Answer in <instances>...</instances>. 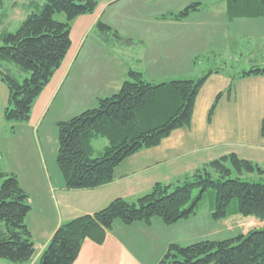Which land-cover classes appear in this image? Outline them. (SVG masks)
I'll return each instance as SVG.
<instances>
[{"label": "trees", "instance_id": "16d2710c", "mask_svg": "<svg viewBox=\"0 0 264 264\" xmlns=\"http://www.w3.org/2000/svg\"><path fill=\"white\" fill-rule=\"evenodd\" d=\"M225 4L229 20L264 18V0H225ZM97 5L98 0H42V4L33 5L34 9L15 32L0 33V81L9 92L3 111L6 122L29 120L34 101L71 46L69 22L93 13ZM201 9V3H191L162 18L179 22ZM58 13L65 15L64 23L54 18ZM97 26L103 33L113 32L101 21ZM261 52L264 56V46ZM12 65L24 74L21 81L13 73ZM209 75L208 72L198 78L153 83L140 71L129 69L128 78L117 93L99 99L92 109L57 122L56 164L64 187L78 190L104 186L112 181L113 170L123 160L158 146L172 131L189 127L197 93ZM250 76L264 77V60L232 75L228 91L237 79ZM219 98L220 94L210 109L209 120ZM261 136L264 137V117ZM98 138H104L107 145L95 155L93 141ZM244 174L257 179L246 180ZM206 195L213 220L240 215L263 221L264 168L229 153L197 169L175 186L156 183L135 201L115 198L93 214L60 225L39 256L38 264H73L82 244L87 240L101 245L115 221L126 226H150L158 219L171 226L187 220L197 214ZM30 211L29 196L17 175L0 167V260L25 264L35 255L25 222ZM157 264H264V228L223 240L202 239L185 246L171 243Z\"/></svg>", "mask_w": 264, "mask_h": 264}, {"label": "rangeland", "instance_id": "374dc122", "mask_svg": "<svg viewBox=\"0 0 264 264\" xmlns=\"http://www.w3.org/2000/svg\"><path fill=\"white\" fill-rule=\"evenodd\" d=\"M198 2H201L202 9L190 14L180 23L174 25L163 22L165 19L162 16ZM224 2L225 0H98L93 13L69 22L71 46L59 69L34 101L29 120L16 124L4 119L0 121V167L4 172L13 173L6 171L9 169L18 174L21 186L29 194L33 206H36L34 191L42 188V178L50 177L53 181L62 179L56 164L57 122L69 120L92 109L99 99L117 93L120 88L117 91L109 90L114 87L118 78L124 74L128 78V71L132 67L143 71L144 65L141 66L136 61L144 50L146 64L150 63L151 56L157 58V69L160 71L186 70L188 74L193 69L190 75L193 78L201 77L214 69L233 73L246 71L251 67L249 60L255 59L254 62L261 64L264 56L262 49L257 51V46H264L261 42L264 40V18L237 20L236 24L229 25L231 30L225 42L220 43V48H213V43L218 34L222 33L224 21L226 22L223 21L225 16L221 19L219 15ZM35 3L42 4V0H0V33L15 32L34 9ZM54 18L59 22L66 21L63 13L55 14ZM99 20L111 27L113 32L103 33L97 26ZM165 32L173 33L167 45L162 43V33ZM177 51L180 53L176 54ZM158 52L163 54L156 55ZM12 69L21 81L24 74L19 73L14 65ZM106 145L104 138L94 140L95 155ZM249 160L258 162L253 157ZM259 166L264 168V165ZM242 177L246 180L257 179V176L251 177L249 174ZM176 184L177 182H173L174 186ZM196 195L197 191H194L193 197ZM208 198L206 195L197 214L188 221L182 220L169 228L161 224L165 240L167 238L166 241L172 240L185 246L197 238L220 240L264 228V220L254 217L236 215L213 220L209 216ZM35 213L33 210L29 214L30 219L36 217Z\"/></svg>", "mask_w": 264, "mask_h": 264}, {"label": "crops", "instance_id": "0c3cea01", "mask_svg": "<svg viewBox=\"0 0 264 264\" xmlns=\"http://www.w3.org/2000/svg\"><path fill=\"white\" fill-rule=\"evenodd\" d=\"M219 15L221 19L224 15L223 21L226 22L224 21L222 33L218 34L213 43V48L216 46V49L220 48V43L225 42L231 30L229 25L236 24L237 20L247 19H227L225 2ZM163 22L174 25L180 23L169 19ZM171 34L173 33H162L164 45H167ZM261 42L264 43V40ZM260 49L262 47L258 44L257 51ZM158 54L163 52L156 55ZM145 59L144 50L136 61L137 64L144 65L143 71H138L146 80L153 83L157 80L163 82L168 79L193 78L190 76L193 69L188 74L186 70L160 71L157 69L159 68L157 58L150 56L149 64H146ZM249 61L250 65L256 63L255 59ZM209 73V77L197 93L190 126L172 131L158 146L142 150L123 160L113 170L110 183L93 189L68 190L60 178L54 181L50 177L42 178V188H36L34 191L36 206H33L29 197L30 213L34 210L36 217L30 219L29 213L25 222L31 233L35 255L25 264H38L39 256L60 225L78 216L93 214L115 198L133 201L150 192L156 183L168 185L181 181L217 157L229 153H235L245 160L253 157L258 161L255 162L257 165H264V137L261 136V122L264 117V77L239 78L229 92L231 76L241 72L214 69ZM126 79V74L118 78L109 91H117L121 82ZM219 94L220 98L209 120L210 109ZM8 98V89L0 81V121L3 120ZM249 161L254 163L252 160ZM6 171L16 173L14 170ZM19 183L21 185L20 180ZM180 222L165 226L160 220L154 219L150 226L141 223L126 226L120 221H115L101 245L87 240L82 244L73 264H157L168 245L175 243L172 240L166 241L167 238L165 240L162 225L169 228ZM223 239L226 238L220 240ZM198 240L200 238L192 242ZM0 264L10 263L0 260Z\"/></svg>", "mask_w": 264, "mask_h": 264}]
</instances>
